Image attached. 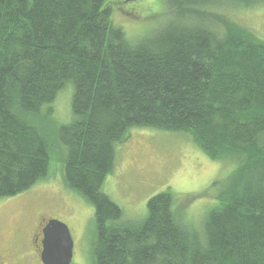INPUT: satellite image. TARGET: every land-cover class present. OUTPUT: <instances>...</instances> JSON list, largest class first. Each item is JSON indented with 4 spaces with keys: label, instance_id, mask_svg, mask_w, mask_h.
I'll use <instances>...</instances> for the list:
<instances>
[{
    "label": "trees",
    "instance_id": "1",
    "mask_svg": "<svg viewBox=\"0 0 264 264\" xmlns=\"http://www.w3.org/2000/svg\"><path fill=\"white\" fill-rule=\"evenodd\" d=\"M262 1L165 0L168 20L132 44L112 18L126 0H0V201L59 163L94 208V264H264V40L216 8ZM68 84L72 121L44 134ZM134 129L189 134L236 165L202 236L169 190L140 222L103 191Z\"/></svg>",
    "mask_w": 264,
    "mask_h": 264
},
{
    "label": "rangeland",
    "instance_id": "2",
    "mask_svg": "<svg viewBox=\"0 0 264 264\" xmlns=\"http://www.w3.org/2000/svg\"><path fill=\"white\" fill-rule=\"evenodd\" d=\"M126 14L116 5L112 18L129 41L137 44L155 34L168 20L165 0H126ZM130 3V4H129ZM236 23L264 40V1L250 6L216 7ZM73 85L68 84L51 106L52 118L39 120L44 134L72 121ZM113 173L103 191L124 211L126 220L140 222L147 216L148 201L170 191L179 218L201 236L217 197L226 188L236 165L212 159L189 134L154 129H134L115 147ZM63 169L52 165L48 177L31 191L0 201V264H43L33 243L39 220L66 224L74 242L71 264H94L96 237L94 208L63 183Z\"/></svg>",
    "mask_w": 264,
    "mask_h": 264
},
{
    "label": "water",
    "instance_id": "3",
    "mask_svg": "<svg viewBox=\"0 0 264 264\" xmlns=\"http://www.w3.org/2000/svg\"><path fill=\"white\" fill-rule=\"evenodd\" d=\"M74 242L68 226L49 220L42 230L40 258L43 264H71Z\"/></svg>",
    "mask_w": 264,
    "mask_h": 264
},
{
    "label": "flooded vegetation",
    "instance_id": "4",
    "mask_svg": "<svg viewBox=\"0 0 264 264\" xmlns=\"http://www.w3.org/2000/svg\"><path fill=\"white\" fill-rule=\"evenodd\" d=\"M48 221L49 220H45V219L39 220L38 225H37V232L34 234V237H33V243L40 250H41V241H42V230ZM1 264H3V263H1Z\"/></svg>",
    "mask_w": 264,
    "mask_h": 264
}]
</instances>
